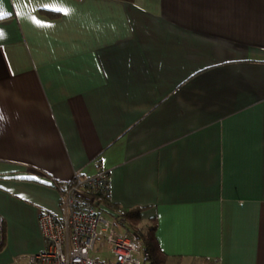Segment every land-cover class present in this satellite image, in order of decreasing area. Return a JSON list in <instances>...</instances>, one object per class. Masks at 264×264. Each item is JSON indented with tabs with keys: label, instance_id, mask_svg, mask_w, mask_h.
Returning a JSON list of instances; mask_svg holds the SVG:
<instances>
[{
	"label": "crops",
	"instance_id": "obj_1",
	"mask_svg": "<svg viewBox=\"0 0 264 264\" xmlns=\"http://www.w3.org/2000/svg\"><path fill=\"white\" fill-rule=\"evenodd\" d=\"M98 167L162 264H264V0H0V263Z\"/></svg>",
	"mask_w": 264,
	"mask_h": 264
},
{
	"label": "built area",
	"instance_id": "obj_2",
	"mask_svg": "<svg viewBox=\"0 0 264 264\" xmlns=\"http://www.w3.org/2000/svg\"><path fill=\"white\" fill-rule=\"evenodd\" d=\"M59 204L61 214L43 211L37 217L43 244L28 254L30 264H144L148 259L135 234L123 226L126 209L113 202L105 168L86 176L75 172L60 189Z\"/></svg>",
	"mask_w": 264,
	"mask_h": 264
},
{
	"label": "trees",
	"instance_id": "obj_3",
	"mask_svg": "<svg viewBox=\"0 0 264 264\" xmlns=\"http://www.w3.org/2000/svg\"><path fill=\"white\" fill-rule=\"evenodd\" d=\"M67 182H55L54 187L58 188L60 191V189H62L67 184ZM139 211V209H132L129 211L127 210L122 217L123 226L125 229H128L135 234L136 241H138L140 246H142L147 251L149 264H162L164 256L158 249L156 238L154 237L155 224L149 225L145 230L139 228Z\"/></svg>",
	"mask_w": 264,
	"mask_h": 264
},
{
	"label": "rangeland",
	"instance_id": "obj_4",
	"mask_svg": "<svg viewBox=\"0 0 264 264\" xmlns=\"http://www.w3.org/2000/svg\"><path fill=\"white\" fill-rule=\"evenodd\" d=\"M58 208H59L58 213L61 214V213H62V208H61L60 204L58 205ZM105 216H106L107 218H110V216H109L108 214H106ZM115 228H116V230L119 231V232H123V231H124V227L121 226V225H118V224H117V225L115 226ZM137 246H139V248H140V244H139L138 241H137ZM100 256H102V255H100ZM141 260H142V257H141ZM144 264H149V260H144Z\"/></svg>",
	"mask_w": 264,
	"mask_h": 264
}]
</instances>
